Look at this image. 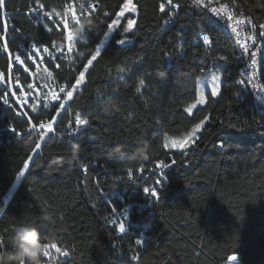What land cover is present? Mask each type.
I'll return each mask as SVG.
<instances>
[{
	"label": "trees",
	"instance_id": "trees-1",
	"mask_svg": "<svg viewBox=\"0 0 264 264\" xmlns=\"http://www.w3.org/2000/svg\"><path fill=\"white\" fill-rule=\"evenodd\" d=\"M29 1L7 0L6 7L17 12ZM40 1L48 8L73 2ZM95 1L96 26L89 43L79 44V49H88L84 62L49 63L47 75L71 86L104 41L101 57L88 66L85 83L59 115V124L76 115L88 120L74 140L82 152L77 160L52 168L49 160H67L73 141L48 138L12 191L30 161L33 141L29 132L0 135V230L21 219L36 222L42 235L72 255L46 258V264H122L115 261V241L122 245L125 261L137 257L130 264H229L232 255L240 258L237 264H264V112L253 108L250 92L242 88V54L236 42L192 0H172V5L167 0H132L137 12L124 15L105 40L107 25L124 0ZM215 1L227 2L264 25V0L204 4ZM128 19L136 25L125 33ZM14 22L21 29L16 42L30 38L50 45L65 40L62 26L57 31L54 22L48 26L51 32L22 12ZM205 35L211 45L204 43ZM125 37V44L116 43ZM261 50L257 79L264 84V42ZM214 71L222 75L220 94L212 97L207 89V102L188 114L185 107L198 97L199 76ZM57 109L31 114L32 121L52 120ZM15 113L10 111L2 125L13 121L17 132L27 131L28 124ZM206 115L194 146L164 147L167 136L183 137ZM143 141L150 145L147 161H118L111 155L117 144L131 152ZM221 141L231 147H219ZM158 161L169 165L163 169L166 180L154 170ZM153 188L158 198L151 195ZM112 208H127V233L107 226ZM136 232L146 236L143 243Z\"/></svg>",
	"mask_w": 264,
	"mask_h": 264
},
{
	"label": "built area",
	"instance_id": "built-area-1",
	"mask_svg": "<svg viewBox=\"0 0 264 264\" xmlns=\"http://www.w3.org/2000/svg\"><path fill=\"white\" fill-rule=\"evenodd\" d=\"M6 1L4 0V4L0 6V135L3 137L6 133L14 132L22 136L24 133H31V139L33 144V150L31 152V157L34 159L40 152L41 147L39 149L35 148V145L39 143L41 146L45 140L48 138H53L54 140H59L63 142L67 140L68 142H72L76 139L79 133L85 129V126H80L79 131L72 132L71 129L77 127L74 123L75 117H70L63 124H59L60 117L68 106L69 101H66L65 94L60 92L61 87H65L66 91L72 90L71 86L66 82H58L56 79H51L47 75L49 74V63L58 64L60 62H66L71 66L77 64L78 62H84V57L78 55L79 46L77 49L68 52L67 51V42L64 40L62 42L61 47H57L55 41H53L50 45H44L36 40L27 38L25 41L16 42L17 35L21 33V29L14 22L15 16L22 12V14L26 15L29 19H31L36 26L48 27L50 22L60 23L58 18H51L44 16L45 12L51 11L52 8H48L42 1L40 0H30L27 8L22 10L19 8L17 12H13L7 9ZM196 6H200L202 9L206 11L208 21H218L219 23L228 25L229 32L232 35H235V39H237L236 34L231 30V21L221 13L217 16L215 13L211 12L212 7H219L222 4H227L229 11L235 15L238 19H248L249 16L244 13H240L236 11L229 3L223 1H215L207 5L197 4L196 0H192ZM206 0H204L205 3ZM83 2L84 7L87 10V13L91 11L89 8L90 4H95L96 9L92 14L97 13L99 4L95 0H76L77 3V15H80L79 3ZM39 4H44V8L42 10L39 9ZM68 4V3H66ZM66 4L58 6L60 8L65 7ZM32 9H37V11L33 12ZM71 9H69L70 11ZM65 19V25L70 29V37L71 35V19L67 17H62ZM252 23L256 25V28L253 29L251 24L245 23L238 28V31H241L240 40H245L246 38H250L253 35L257 37L254 44L249 40L248 42L252 44L251 51H256L258 47L261 46V43L264 42V38L260 37V33L264 32L258 23L252 18H250ZM62 26V25H61ZM46 28V27H45ZM63 28V26H62ZM66 35V33L64 32ZM7 44V49H5L4 45ZM11 44H15V48H11ZM35 44L37 47L46 46L49 49V53H52V56L49 53H45L43 51L36 53L31 46ZM56 49H61V51H56ZM19 55L21 59L24 61V64L21 65L18 61L15 60V56ZM29 55L33 57V59H29ZM248 62V57L244 56L242 53V64H243V72L246 75V66ZM246 83L247 80L245 79ZM256 82V81H255ZM247 91L250 92V96L252 99V106L255 110L264 112V101L259 99V97L264 96V91L260 88H253L252 85L247 83ZM52 93H56L61 97L59 102L52 101L48 99ZM75 91H73V95ZM7 99L8 103L5 104L4 100ZM64 103L65 108L61 109L59 104ZM33 106H35V111H33ZM58 106L57 113L53 117L52 120H42L39 123H34L31 118V114H38L41 110H49L52 107ZM10 111H15L16 116L19 120L26 121L28 124L27 131L25 132H17L13 121L8 122L7 125H2L3 122L7 120V116ZM2 122V123H1ZM52 124L54 131L48 133L43 141L40 140V136L43 132L48 131V125ZM32 159L28 162L30 167ZM164 168L158 167L156 163L154 165V170L163 171ZM129 214L127 208L122 210H117L112 208V212L108 215L107 226L109 227H117L119 234H125L129 229ZM115 220L116 224H113L112 221ZM123 221L125 224V232L121 233L119 231V223ZM137 236V241L139 243H143L146 236L144 234L135 233ZM57 244V243H56ZM59 247L63 248L59 244ZM112 247L116 250L115 253V261L117 263L122 264H130L131 259L129 261H125L123 259V247L119 242H113ZM68 251V250H67ZM67 256H63L61 254L53 253V257L55 255L63 256L71 258V253L68 251ZM233 256V255H232ZM237 256V255H236ZM238 263V262H237ZM229 264L232 262L229 259Z\"/></svg>",
	"mask_w": 264,
	"mask_h": 264
},
{
	"label": "snow or ice",
	"instance_id": "snow-or-ice-1",
	"mask_svg": "<svg viewBox=\"0 0 264 264\" xmlns=\"http://www.w3.org/2000/svg\"><path fill=\"white\" fill-rule=\"evenodd\" d=\"M197 4L200 5H204V0H196ZM167 3L169 5H172V0H167ZM4 4V0H0V6H2ZM70 5V11H69V15L66 16L69 22V19H71L72 23H75L76 20L78 19V15H77V3L76 0H73L72 3H68L65 5V8H68V6ZM205 7H207V5H204ZM173 7L175 9H178L180 7L179 4H175L173 5ZM44 8V4H39V9L42 10ZM79 8H80V15L83 14V12L85 11V7H84V3L81 2L79 3ZM89 8L91 9V11L89 12V15H92L95 12L96 9V5L95 4H90ZM160 9L163 11L164 9V5L161 4L160 5ZM212 13H215L217 16H219L221 13H223L229 21H231V30L233 33L236 34L237 37V43L239 44L240 48L242 49V53L244 56L248 57V62H247V66H246V75L245 72H241V76L244 77L240 80L241 84L245 83V79L247 80V83L252 85L253 88H260L262 90H264V84H257L255 81L258 78V74L260 72V63L258 60V52H259V48H257L256 51H251V47L252 44L255 43L257 37L255 35H253L250 38H246L245 40H240L241 37V31H238L237 29L240 28L241 25H244L245 23L251 24L252 28L255 29L256 25L254 23H252L251 19H238L235 15H233L228 8L227 4H222L219 7H212L211 9ZM33 12L37 11V9H32ZM135 13L137 12V5L135 3L132 2V0H124L122 6L119 9V12L116 13V19L111 20V23L107 25V29L108 31L105 33V39H107L112 32H114L119 26H120V18L123 17L125 15V13ZM44 16L48 17L49 19L55 17L58 18V20L60 21V23H56L55 27L57 29V31L61 30V25L63 26V30L66 33L65 35V40L67 42V51L71 52L74 50V41L72 39H69L70 37V29L68 26L65 25V19L59 16H56L53 14L52 11H48L44 13ZM136 25V20L134 19H128L126 25L124 26V32L128 33V32H132L134 31ZM46 30L48 32H51L52 29L48 28L46 25ZM262 29H264V25L260 26ZM260 37L264 38V32L260 33ZM128 38L125 37L124 39H120L118 41H116V43L123 45L125 44L126 40ZM204 43L211 45L212 41L209 39V37L207 35H205L203 37ZM251 41L252 44H250L248 41ZM5 49H7V44L4 45ZM102 47H103V42H101L100 44H98L95 47L94 52H92L91 57L87 60L86 66L84 71L79 73V78L76 79L75 83L71 85L72 90L70 91H66L65 87H61L60 88V92L65 94V99L66 101H70L71 99H73V91H78L79 87L82 86L85 83V72L88 71V66L93 65L94 61H97V59L99 57H101L102 55ZM32 49L35 50L36 53H39L41 51L45 52V53H49V49L46 46L43 47H37L35 44H33L31 46ZM56 51H61V49H56ZM50 56H52V53H49ZM29 59H33V57L31 55H29ZM222 59L227 60V57H222ZM15 60L18 61L21 65L24 64V61L21 59V57L19 55L15 56ZM125 69L121 68L120 71L123 72ZM51 75V74H49ZM221 81H222V75L220 73H214L211 76V83H212V87H211V96L215 97L217 96L220 91H221ZM140 84L144 85V80L141 79L140 80ZM140 91V88H137V92ZM236 95H240V93H236ZM48 99L52 100V101H56L59 102L61 100V97L58 96L56 93H52L49 97H47ZM259 99H261L262 101H264V96L259 97ZM206 97L204 95V91L203 88H201L198 98L195 100V103H190L188 104V106L186 107V112L188 114H192L193 110L195 108H197V105H204L206 103ZM4 103L7 104L8 101L5 98ZM59 107L61 109L65 108V104L61 103L59 104ZM33 111H35V106H33ZM209 117L206 115L204 116L203 119L199 120L198 123H195L192 127L191 130L188 131L182 138L180 139H171V144L169 145L167 142L165 143L164 147L168 148L171 147L173 149H177V150H186L191 146H194L196 144V142L199 139V133L201 132V130L204 128L205 123L208 121ZM74 123L76 124L77 127L72 128L71 131L72 132H77L79 131L80 126H84L87 125L88 120L86 118H82L80 115H76L75 117V121ZM235 127V126H233ZM54 131V128L52 126V124L48 125V131H45L41 134L40 136V140L43 141L45 139V137L48 135L49 132ZM41 147V145L39 143H37L35 145L36 149H39ZM219 147L224 148V147H231V145H226L224 143V141L220 142ZM29 160L32 159L31 156H29L28 158ZM173 163H175V161H173ZM158 167L161 168H168L169 165L168 164H164L162 161H158L157 162ZM29 165L28 163H25L23 165L22 170L19 172L17 179H19L20 177H23L25 175L26 170L28 169ZM143 170V169H141ZM128 173L129 175L132 174V169L129 168L128 169ZM160 176L166 180L167 177L164 175L163 171L160 172ZM157 184H160V181H157ZM145 193L149 192L148 188L144 189ZM151 195L153 197L158 198V193L155 190V188H153L151 190ZM113 224H116V221L113 220L112 221ZM119 231L121 233L125 232V224L123 221H121L119 223ZM3 237L0 236V243H3ZM53 253H57V254H61L63 256H67L69 253L67 251V249H62L61 247H59L55 242H52L48 248V250L45 253L46 258H48L49 260L53 259ZM133 260H136L137 257L133 256L132 257ZM230 261L232 262V264H237V262L239 261V257L236 255H233L231 257H229Z\"/></svg>",
	"mask_w": 264,
	"mask_h": 264
},
{
	"label": "clouds",
	"instance_id": "clouds-1",
	"mask_svg": "<svg viewBox=\"0 0 264 264\" xmlns=\"http://www.w3.org/2000/svg\"><path fill=\"white\" fill-rule=\"evenodd\" d=\"M68 8L53 6L51 11L54 15L65 17L69 15ZM96 26L94 15H89L87 10L79 15L75 23L71 24V35L74 41V50L79 44L87 45L89 43V32ZM63 40H56L57 47L62 46ZM88 53V49H80L78 55L83 57ZM163 76V73H161ZM113 108L116 105H112ZM108 111V109H105ZM149 143L143 141L141 146L135 151L129 152L122 145H115L112 151V157L118 161H147L150 159ZM82 152V145L73 141L66 160L63 156H54L49 160V166L52 168L63 167L66 162H72L79 158ZM0 236L4 242L0 243V264H46L45 253L48 250L51 241L41 234L36 227V222L31 220H19L13 222L10 227L0 230ZM11 246V251L8 250ZM50 264V262H49Z\"/></svg>",
	"mask_w": 264,
	"mask_h": 264
},
{
	"label": "rangeland",
	"instance_id": "rangeland-1",
	"mask_svg": "<svg viewBox=\"0 0 264 264\" xmlns=\"http://www.w3.org/2000/svg\"><path fill=\"white\" fill-rule=\"evenodd\" d=\"M136 13V12H135ZM135 13H131V12H128V13H125V15L126 14H135ZM122 18V17H121ZM120 18V19H121ZM109 39V37L107 38V40ZM106 40V39H105ZM103 44H104V41H103ZM214 73H218L217 71H214L212 74H214ZM211 76L212 75H210V76H205V75H200L199 76V78H198V95H199V92H200V90H201V88H203V91H204V95L206 94V90L207 89H211V87H212V83H211ZM222 82V81H221ZM220 94V93H219ZM218 94V95H219ZM217 95V96H218ZM216 96V97H217ZM205 97H206V95H205ZM198 98V97H197ZM192 103H195V101L194 102H192ZM199 106H202V105H197V107H199ZM187 107V106H186ZM186 107H185V110H186ZM196 109V108H195ZM194 109V110H195ZM193 110V111H194ZM207 124V122L205 123V125ZM205 127V126H204ZM204 129V128H203ZM203 129L201 130V132L199 133V138H200V136H201V134H202V131H203ZM182 138V137H181ZM171 137L170 136H167L166 137V140H167V143L170 145L171 144ZM174 139H180V138H174ZM22 177H20L19 179H17V181H16V183H15V185L13 186V189H12V191L15 189V187L17 186V184H18V182L20 181V179H21ZM10 195H11V193H10ZM10 195H9V197H10ZM8 197V198H9ZM127 222H130V220L129 219H127Z\"/></svg>",
	"mask_w": 264,
	"mask_h": 264
},
{
	"label": "bare ground",
	"instance_id": "bare-ground-1",
	"mask_svg": "<svg viewBox=\"0 0 264 264\" xmlns=\"http://www.w3.org/2000/svg\"><path fill=\"white\" fill-rule=\"evenodd\" d=\"M216 26H218L220 29L226 31L227 33H229L231 35V37L233 38V40L236 42L237 46L239 47V50L242 54V49L240 48L239 44L237 43V39H235V35H232L231 32H229V28H228V25H225V24H222V23H219L218 21H212ZM259 48V52H258V60H259V63H260V69H261V65H262V57H263V54H262V50H261V46L258 47ZM256 83L257 84H260L258 79H256ZM242 88L244 90L247 91V83L245 81V83L243 84ZM264 91V90H263Z\"/></svg>",
	"mask_w": 264,
	"mask_h": 264
}]
</instances>
